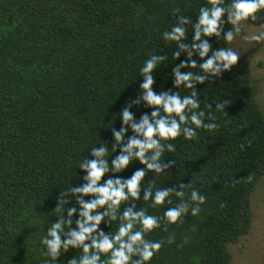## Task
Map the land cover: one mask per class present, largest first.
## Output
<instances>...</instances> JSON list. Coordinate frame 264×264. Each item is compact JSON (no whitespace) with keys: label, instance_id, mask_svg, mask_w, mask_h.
I'll return each instance as SVG.
<instances>
[{"label":"trees","instance_id":"trees-1","mask_svg":"<svg viewBox=\"0 0 264 264\" xmlns=\"http://www.w3.org/2000/svg\"><path fill=\"white\" fill-rule=\"evenodd\" d=\"M204 3L0 0V264H43L39 240L49 220L58 218L50 214L60 193L71 183H84L85 173L77 166L84 156L92 158L91 146L98 142L96 146L108 143L111 148V128L119 130L120 111L139 95V68L151 52L168 57L153 73L154 90L187 94L173 88L171 74L186 54L175 60V42H165L161 34L176 23L174 9L195 22ZM223 27L227 31L231 25ZM191 35L189 27V41ZM205 39L214 48L222 47L215 36ZM196 90L202 107L228 100L226 115L216 113L221 126L211 134L201 129L196 140L178 137L176 152L164 158L175 164L155 184L178 189L192 180V187L207 200L196 217L189 214L182 223L167 225L168 232L162 222L148 234L149 239H164L174 231L176 237L149 264H231L230 246L252 230V195L264 176V112L254 97L251 77L239 58L231 70L198 84ZM130 110L136 119L152 111L143 102ZM118 153L119 147L109 159ZM143 167L134 161L103 179L127 178ZM152 179L155 173L150 171L145 182ZM171 198L172 205L148 208L149 214L163 217L164 209L178 202ZM135 205L142 207L143 201ZM72 206L78 205L70 196L66 207ZM100 227L106 233L115 231L114 224L102 222ZM76 255L79 250L70 249L58 264Z\"/></svg>","mask_w":264,"mask_h":264},{"label":"clouds","instance_id":"clouds-1","mask_svg":"<svg viewBox=\"0 0 264 264\" xmlns=\"http://www.w3.org/2000/svg\"><path fill=\"white\" fill-rule=\"evenodd\" d=\"M172 15L176 23L161 35L165 42H175L172 53L175 60L181 53L186 54L187 59L173 67L171 74L173 88L187 90V94L181 95L180 91L174 92L171 88L159 93L154 90L153 73L160 65H166L164 62L168 57L151 52L139 68L143 77L139 95L120 111L119 130L111 128L114 137L111 148L108 143L96 146L97 142L91 146L92 158L84 156L77 166L85 173L82 176L84 183L78 186L71 183L60 193L58 204L50 214L58 218L55 222L49 220L47 226H50L39 240L41 255L46 257L43 264H58L61 254L70 249H78L79 255L68 259L67 264H149L161 248L174 243L176 237L174 231L164 239H149L148 234L161 228L162 222L164 231L168 232L167 225L182 223L189 214L196 217L201 212V205L206 203L207 197L192 187V180L181 183L178 189L157 187L155 180L170 173L169 169L175 164L174 160L165 162L164 158L176 152L174 141L178 137L193 141L201 129L211 134L220 128L216 113L226 115L229 101L221 102L220 98L204 103L202 107L196 86L215 80L237 64L240 50L233 46L237 37L257 44L264 42V20L261 19L264 0H206L199 7L195 22L181 14L180 8L174 9ZM249 20L260 21L256 31L251 33L247 32ZM225 23L231 25L227 31L223 27ZM213 36L223 39L227 46L214 48L209 39H205ZM194 56L200 59L199 64ZM142 102L152 111L136 119L130 109ZM129 130L132 135H128ZM118 147L119 153L109 159ZM134 161L144 167L135 170L130 177L103 179L106 174L122 172ZM150 171L155 173V179L145 182ZM252 179L253 175L249 174L248 180ZM189 188L190 192L186 193ZM173 195L178 202L165 208L163 217L149 214L148 208L172 205ZM70 196L78 206L66 207ZM140 200L143 206L136 207L135 202ZM220 206L223 207V203ZM74 216H77L75 221ZM102 222L114 224L115 231L106 233L100 227ZM187 242L185 237L183 243Z\"/></svg>","mask_w":264,"mask_h":264},{"label":"rangeland","instance_id":"rangeland-1","mask_svg":"<svg viewBox=\"0 0 264 264\" xmlns=\"http://www.w3.org/2000/svg\"><path fill=\"white\" fill-rule=\"evenodd\" d=\"M256 27L249 24L247 32L256 31ZM218 42L222 47L227 46L223 39ZM233 46L240 50V59L251 77L254 97L264 112V42L257 44L237 37ZM252 208V230L239 243L230 246L233 256L231 264H264V176L252 195Z\"/></svg>","mask_w":264,"mask_h":264}]
</instances>
